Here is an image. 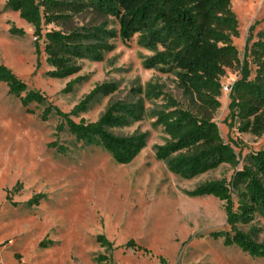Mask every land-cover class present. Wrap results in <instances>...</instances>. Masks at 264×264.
<instances>
[{
  "label": "rangeland",
  "instance_id": "1",
  "mask_svg": "<svg viewBox=\"0 0 264 264\" xmlns=\"http://www.w3.org/2000/svg\"><path fill=\"white\" fill-rule=\"evenodd\" d=\"M230 6L238 31L232 44L241 59L248 34L255 41L264 29V0H232ZM104 20L108 28L117 29L112 18L91 11L76 15L73 26ZM11 27L23 34H11ZM41 28L42 33L61 29L53 24ZM112 43L113 49L103 53L101 61L77 60V74L52 78L46 74L51 67L45 63L43 39H36L33 27L0 0V64L25 82L27 90L41 92L67 113L95 86L114 84L113 92L96 96L85 112L72 119L95 122L114 102L141 100L139 120L108 130L117 136L147 135L133 160L117 164L102 147L58 130L55 114L42 121L44 105L32 103L26 111L0 83V264H97L101 255L106 256L102 264H161L160 259L164 264H264L263 258L213 238L212 233L228 229L222 201L188 194L205 181H229L236 168L221 164L183 179L155 159V145L163 144L167 136L160 126H153L151 112L162 101L145 98L144 90L147 83H157L183 103L175 76L142 66L153 52L139 46L136 35L126 44L118 38ZM251 70L250 78L252 66ZM239 76L237 66L227 69L220 79L222 87H230ZM77 77L82 80L72 91L62 92ZM229 91L221 89L213 120L241 159L240 167L245 155L264 147V134L257 137L237 130L228 110ZM251 226L257 229V242L264 243V220L255 214L250 224L238 228L246 232ZM99 236L111 242V250L100 245ZM129 240L148 252L126 247Z\"/></svg>",
  "mask_w": 264,
  "mask_h": 264
},
{
  "label": "trees",
  "instance_id": "2",
  "mask_svg": "<svg viewBox=\"0 0 264 264\" xmlns=\"http://www.w3.org/2000/svg\"><path fill=\"white\" fill-rule=\"evenodd\" d=\"M232 0H5V6L34 29L36 39H43L45 63L51 67L46 74L64 79L78 73L77 60L93 62L113 49L116 38L126 44L137 36V44L153 52L142 66L172 73L182 92L183 103L163 91L157 83H147L144 97L160 99L158 109L151 112L153 126H160L167 136L155 145L154 156L164 162L167 170L183 179H191L221 164L236 168L229 181H205L189 191L192 197L213 196L224 203L228 229L212 233L222 238L223 245L236 246L251 257L264 259V243L256 240L253 226L244 232L238 225H248L255 214L264 220V147L241 159L230 143L220 136L214 113L220 107L221 77L235 66L239 78L230 86L228 110L239 132L254 136L264 134V29L252 41L246 37L242 58L238 57L232 38L236 37L237 19L231 10ZM91 11L97 16L112 18L117 29L108 28V21L97 25L74 27L76 15ZM42 24L61 27L42 33ZM11 34L22 35L11 27ZM250 43V44H249ZM253 67V76L250 78ZM82 80L77 77L66 83L62 92L72 91ZM0 83L21 105H44L40 119L53 113L59 118L58 130L66 129L77 141L102 147L117 164H127L145 146L146 133L117 136L109 128H119L141 118V100L135 103L117 101L110 104L95 122H75L98 95L114 91L115 85L95 86L70 112H62L48 102L41 92L27 90L5 65L0 64ZM238 167V168H237ZM97 241L108 251L112 244L104 236ZM126 247L147 249L129 240ZM106 256L98 257L102 264ZM160 263L164 262L160 259Z\"/></svg>",
  "mask_w": 264,
  "mask_h": 264
},
{
  "label": "built area",
  "instance_id": "3",
  "mask_svg": "<svg viewBox=\"0 0 264 264\" xmlns=\"http://www.w3.org/2000/svg\"><path fill=\"white\" fill-rule=\"evenodd\" d=\"M229 89H230V87H228V86H223V87H222V90L225 91V92H228Z\"/></svg>",
  "mask_w": 264,
  "mask_h": 264
}]
</instances>
